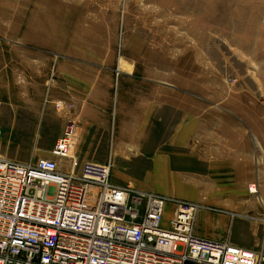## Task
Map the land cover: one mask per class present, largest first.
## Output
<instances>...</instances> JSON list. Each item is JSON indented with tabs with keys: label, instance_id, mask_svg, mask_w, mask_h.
<instances>
[{
	"label": "crops",
	"instance_id": "1",
	"mask_svg": "<svg viewBox=\"0 0 264 264\" xmlns=\"http://www.w3.org/2000/svg\"><path fill=\"white\" fill-rule=\"evenodd\" d=\"M113 64L102 59L94 71L90 61L53 64L44 101L0 82V156H51L74 172L85 160H108L114 183L200 204L193 234L257 248L264 223L240 214L264 216V120L245 115L241 127L222 113L201 124L178 112L176 89L129 70L115 75ZM68 120L70 156H53ZM251 181L256 193L246 188Z\"/></svg>",
	"mask_w": 264,
	"mask_h": 264
},
{
	"label": "rangeland",
	"instance_id": "2",
	"mask_svg": "<svg viewBox=\"0 0 264 264\" xmlns=\"http://www.w3.org/2000/svg\"><path fill=\"white\" fill-rule=\"evenodd\" d=\"M106 58L115 75L176 89L178 112L201 124L264 120V0H0V82L11 89L44 101L53 64L94 71Z\"/></svg>",
	"mask_w": 264,
	"mask_h": 264
},
{
	"label": "built area",
	"instance_id": "3",
	"mask_svg": "<svg viewBox=\"0 0 264 264\" xmlns=\"http://www.w3.org/2000/svg\"><path fill=\"white\" fill-rule=\"evenodd\" d=\"M63 126L56 157L70 156ZM78 168L0 156V264H264V235L250 249L193 234L197 202L114 183L108 160Z\"/></svg>",
	"mask_w": 264,
	"mask_h": 264
}]
</instances>
